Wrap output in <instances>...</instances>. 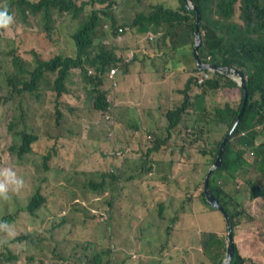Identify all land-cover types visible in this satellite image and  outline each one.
Wrapping results in <instances>:
<instances>
[{
	"label": "rangeland",
	"instance_id": "obj_1",
	"mask_svg": "<svg viewBox=\"0 0 264 264\" xmlns=\"http://www.w3.org/2000/svg\"><path fill=\"white\" fill-rule=\"evenodd\" d=\"M95 1L90 0L91 5L87 7L85 15L93 9L102 11L103 8H109L110 14L116 21L115 27L119 23L127 26L132 16L137 17V14L141 13L138 12L140 0H108L109 6L107 3H95ZM148 1L150 0L146 2ZM153 1L158 4L177 3V0ZM4 2L5 0H0V4ZM149 7L143 11H147ZM102 19L104 26L99 27L98 35L105 38L108 33L110 37H106L107 43L115 42V45H122L118 41H122L125 36L119 35L114 41L111 34L114 30L111 18L104 15ZM64 23L74 25L69 20ZM32 30L34 31L31 32ZM40 30H43V26L33 27L26 23L21 13L16 10V15L8 16L0 27V32L5 37L0 47L15 46L14 54L26 56V59L33 57L30 51L33 49L50 59L61 52L67 54L73 48L71 45L74 42L67 27L61 31L56 45L51 43L43 45L38 35ZM24 33L27 36H22ZM127 33H134L132 26L128 28ZM152 34L155 38H151V43L147 41L148 39L145 40L149 46L143 43L139 53L142 51L141 54L145 59L153 58V64L156 58L160 59V63L155 64L158 73L162 70L168 73L170 69L180 68L183 65L185 68L196 66V59L189 51L190 49L179 48V44L169 43L161 34ZM21 40H24L26 49L19 47ZM153 40L156 41L155 44H152ZM136 42L137 40L134 41ZM129 43L133 45L132 41ZM166 45L172 50L165 51ZM145 47L157 48L158 51L165 52H159V55L155 56ZM173 49L177 50L173 51ZM169 52L173 53L166 54ZM139 55L137 54L136 58ZM165 59L169 61L165 63ZM73 75L75 80L74 84H71L73 86L71 89L79 92L80 98L73 94H66L65 101L72 102L73 106H80L83 111L71 112L64 105L60 107L70 125L75 127V134L59 139L49 159L50 169L48 170L43 168V155L53 144V141L47 138V131L56 121V116L49 115L51 110L55 112L54 95L46 92L45 102L27 93L16 98V113L20 112L17 107L20 102L25 110L26 125L36 126L38 135L44 136L34 143L37 151L27 153L28 160L23 161L19 159L17 151L15 153L10 149L11 134L8 124L15 106L11 100H7V90L0 88V260H3L4 264H85L87 261L85 253L89 252L85 246L86 239L88 237L103 238L108 233L107 225L110 224L112 235L105 241L104 246L107 248L110 246L112 252L110 250V253L106 255L105 264H108L110 257L115 259L117 264H218L216 251L212 252L215 249L206 251L203 248L204 229L199 215L209 209L202 201L200 192L203 188L196 187L194 175L179 176L180 167L178 170L177 164L178 171L172 172L175 165L171 167L169 162L172 158L175 162L189 160L186 156H182L181 152L172 154V150H182V147L187 148L186 155L192 154L190 162L194 164L198 160L196 155L198 150L203 146L210 149L224 136L228 126L218 125L213 132L209 131V126H206L202 137L190 128L188 131L193 134L188 138L186 131H183L186 130V124L191 125L193 117L204 119L200 112H196L191 107L185 115V122L179 125L175 130L176 134L172 136L174 131L168 130V110L164 117L158 116L155 121L158 125L162 124L161 133L159 132L161 136L157 137L158 140L166 135L170 139L164 144V153H159L152 159L144 152L146 147L141 148L136 138L133 137L134 141L127 140L132 128L124 129L121 123L112 125L111 120L101 122L100 112L92 108V100L84 98L86 94L83 91L84 82L80 71L74 70ZM54 78L55 75L48 70L43 74L42 83L50 86L48 82L54 81ZM182 83L178 76L173 85L179 87ZM108 86L109 82L106 80V87ZM183 87L182 85L181 88ZM221 98L219 103L224 105L227 97L222 95ZM237 99L235 97L234 101L237 102ZM214 100L217 99H212L211 102V97L208 98L209 108H212ZM167 101V94L164 93L166 105ZM151 102L153 101L148 103ZM173 102L176 107L179 103L182 105L183 94L175 93ZM65 104L68 103L65 102ZM160 112L158 110V113ZM113 114L116 116L115 107ZM89 131L97 139L89 137L91 136ZM112 132L117 133L116 144L131 151L127 157L122 159L112 153L114 146L108 139ZM149 134L152 137H147ZM149 134L144 136L142 141L155 142L156 136L152 132ZM34 159L38 165L32 163ZM148 167L152 170L149 171ZM109 168L115 171L119 169L125 172L133 171L135 177H138L123 182L116 191L111 192V197L114 198L112 208L104 199L92 198L93 190L85 187L91 181V174L85 171L95 170L96 172L101 169L105 171ZM138 171L142 172V176H138ZM195 174L199 176L197 170ZM240 174L236 183L230 184L232 187L230 193L236 194L234 202L236 200L240 202V209L245 208L250 219L234 228L235 242L239 253L250 259L246 264H264V197L250 199L252 187L245 180L247 175ZM43 179H45L44 191L49 197L53 210L44 206L38 211V216H33L28 211L21 210L20 207L28 204L33 190L40 186ZM183 205L185 209L181 208ZM18 211H20L19 214ZM177 213L180 216L173 222L172 218L176 217ZM4 214L15 215L16 219L8 224L2 223ZM216 231L222 239L228 238V227L222 219ZM23 234L33 237L32 249H29L26 241H18V236ZM100 247V245L97 246V248ZM222 249L226 254L227 249L224 247ZM3 254H6V258ZM10 255L14 257L10 259Z\"/></svg>",
	"mask_w": 264,
	"mask_h": 264
},
{
	"label": "trees",
	"instance_id": "obj_2",
	"mask_svg": "<svg viewBox=\"0 0 264 264\" xmlns=\"http://www.w3.org/2000/svg\"><path fill=\"white\" fill-rule=\"evenodd\" d=\"M107 1L101 0L100 2ZM190 1L196 6V9L187 8L185 0H177V3L172 5L167 2L151 5L147 12L137 14V17L129 26L130 28L131 26L136 28V31L142 34L150 32L145 40H151L153 37H150V34L155 33L161 34L164 40H169L173 45L182 43L179 46H187L186 49H190L189 51L194 56L193 46L197 14L199 13L201 15L200 31L202 36L199 47L201 59L205 62L219 64L228 68V70H238L244 73L249 91L248 104L239 124L225 145L223 164L213 172L209 182L210 189L217 196L219 203L225 209V213L230 216L234 229L250 219L248 211L245 208L240 209V202L238 200L234 202L236 194L230 193L232 189L230 184L236 183L241 176L240 173L247 175L245 180L252 187L250 199L264 197V0ZM89 4V0H5L4 3L0 4V27L3 26L8 16H15L16 10H18L26 23L33 27L43 26V30L38 32L43 45L50 43L56 45L60 39L61 31L65 27L69 29V34L74 42V44L72 43L75 49L73 53L64 54L61 52L50 59L44 57L36 49L30 50L33 57L26 59L20 54H14L15 46L11 48L0 47V88L7 90V100H11L15 106L8 124L11 134L10 149L15 153L17 151L20 160H28L26 154L37 151L34 143L44 138V136L40 137L38 135L36 126L29 129V126L26 125L25 110L20 102L17 106L20 112L16 113V98H19L20 95L24 96L25 92L33 93L40 88H42V92L38 94V97L41 102H45V97L42 95L43 91H52L55 95L56 109L54 108L55 112L51 110L49 115L56 116V121L49 126L50 130L47 131V138L53 141V144L43 155V168L46 170L50 169L49 159L52 151L56 149L59 139L63 136L67 138L75 134V127L70 125L65 113L60 109L65 94L73 92V95L80 98V93L71 89L73 87L71 84H74L75 80L74 70L78 69L81 73V79L84 82L83 91L86 94L84 98L92 100V108L98 112L108 111L111 107L114 108L115 103L109 100V89L106 87L107 72L112 66L119 65L121 62L123 69L126 70L137 58L130 63L123 62L124 54L130 50H135L134 57H136L139 54L137 50L143 44V42L135 45L107 43L106 37H110V34L106 33L105 38L98 35L99 27L104 26L102 17L105 15L111 18L112 27H114L111 34L114 40L121 35L117 31V26L115 27L116 21L110 14L109 8H103L102 11L93 9L85 15ZM109 5L110 3H108ZM66 20L74 25L64 23ZM124 28L122 34L126 35L129 27L124 26ZM23 35L24 37L27 36L26 33ZM4 39L5 37L0 32V43ZM20 44H23L22 47L26 49L24 40H21ZM90 69H93V72L90 73ZM48 70L55 75L54 81L48 82L50 86L42 83L43 74ZM161 72H164V70ZM201 72L202 70L198 68L197 64L189 70L190 76L185 86L180 89V93L183 94L182 105L167 112L168 130L175 131L180 124L184 123L185 115L191 107L196 112H200L204 119L193 117L191 125L186 124V130L183 131H186L188 138L193 134L188 131L190 128L199 137L204 135L206 126H209V131L213 132L216 126L225 123L228 130L210 149L204 146L201 147L196 153L198 160L194 164L190 162V155L192 154L186 155L187 148L182 147V150H172V154H180L181 152L182 156H186L189 160L175 162L172 158L169 164L171 167L173 164L175 165L172 172L178 171L180 167L179 176L194 175L196 187L203 188L200 192L202 201L209 208L199 215L204 229L203 248L206 251H210L211 248L215 249L212 252L216 251L217 262L222 264L226 256L222 247L227 248L228 238L222 239L216 229L217 225L221 223V219L225 226H227V221L224 212L207 202L204 184L208 170L217 159L224 137L238 118L243 105L244 90L233 79L230 72L214 71L210 73V78L203 84H198L197 78ZM222 95L227 97V101L229 99L224 106L219 103ZM209 97H211V102L212 99H217L213 101L212 108L208 106ZM235 97L238 98L237 102L234 101ZM69 110L76 112L78 107L71 105ZM115 120L120 122L117 114ZM66 125L70 126L66 127ZM149 132H152L156 138L160 135L156 128L140 126L137 130L132 129L128 133L129 138L127 140L132 141L133 137L136 138L140 142L141 148L146 147L144 152L147 153V156L153 159L157 154L164 153V144L170 138L166 135L164 139L159 138L160 140H158L157 138L153 143L142 141V138L147 136ZM89 134H91L89 137L97 139L91 131H89ZM150 135L147 137H152ZM19 139L20 144H18ZM118 140H120L119 135ZM123 148L128 153L131 152L126 147ZM32 163L38 165L35 159ZM147 169L152 170L151 167ZM196 170L199 176H196ZM85 173L91 174V181L85 187L93 190L92 198L104 199L110 208L113 207L114 200L111 197V192L116 191L123 182L135 177L133 171L129 172L128 170L125 172L123 169L115 171L112 168L105 171L102 169L96 172L95 170L85 171ZM138 176H142L141 171H138ZM44 182L45 179L42 180L38 188L33 190L28 204L21 206V210L28 211L33 216H38V211L44 206L51 211L53 210L52 205L49 203V197L44 191ZM181 208L185 209V206L183 205ZM19 213L20 211H18ZM179 216L180 214L177 213L172 221L175 222ZM15 219V215L4 214L2 223L8 224ZM107 226L108 233L103 238L88 237L86 239L85 246L89 252L85 253L87 258L85 264H105L106 255L110 253V250L112 252L110 246H108L110 249L104 246L105 241L112 235L110 224ZM17 239L20 242L26 241L29 249H32L31 244L34 241L32 236L23 234L18 236ZM98 245L101 247L97 248ZM3 256L6 258V254H3ZM13 257V255L9 256L10 259ZM248 260L250 259L241 255L236 249L232 264H246ZM0 264H4V261L0 260ZM108 264H117V262L110 257Z\"/></svg>",
	"mask_w": 264,
	"mask_h": 264
},
{
	"label": "crops",
	"instance_id": "obj_3",
	"mask_svg": "<svg viewBox=\"0 0 264 264\" xmlns=\"http://www.w3.org/2000/svg\"><path fill=\"white\" fill-rule=\"evenodd\" d=\"M146 1L147 0L140 1L138 12L143 11L146 7L158 4L153 0L148 2ZM135 17L136 15L131 17V20L127 26H129L134 21ZM133 31L134 33L131 34L126 32L125 37H123L124 39L118 42L122 45H131L129 41H132V44L135 45L139 39H144V45L149 46L147 41L151 43V40H147L145 42V39L150 32L142 34L136 31L134 27ZM136 40L137 42L134 43ZM155 42L156 41H154L152 44H155ZM186 47L187 46L185 45L181 47L179 46V48ZM146 50L157 56L159 55V52L171 51L172 48L166 45L164 48L165 51H158L157 48H146ZM176 50L177 49H173V51ZM170 53L173 52H169L168 54ZM153 61V58L145 59L143 54H140L136 61L131 63L126 70H124L122 67L118 72L117 77L119 80V86L117 89L113 91V93H111L109 90V97H112L113 102L115 103L116 114L120 119V122L118 121L116 124L121 123L123 128H127L128 130L130 128L137 130V128L140 126H146L156 128V130L161 133L162 124L158 125L155 121V118L158 116L164 117L168 110L176 108V104L173 102V95L177 92H180L182 85H184L187 78L190 76L189 70L193 68H185V65H183L180 68H175L173 70L170 69L168 73H158L157 66L155 64L160 63V59L156 58L155 64H153ZM168 61L169 60L165 59V63ZM178 76L180 77V82L183 83L181 86L176 87L173 85V83L175 82V78ZM164 93L167 94V105L164 103ZM150 101L153 102L148 103ZM68 103H71L73 106L72 102L68 101ZM179 105L180 103L178 106ZM77 107V113L83 111L80 106ZM158 110L161 112L158 113ZM175 134L176 132L174 131L172 136ZM162 139L164 138L162 137Z\"/></svg>",
	"mask_w": 264,
	"mask_h": 264
},
{
	"label": "water",
	"instance_id": "obj_4",
	"mask_svg": "<svg viewBox=\"0 0 264 264\" xmlns=\"http://www.w3.org/2000/svg\"><path fill=\"white\" fill-rule=\"evenodd\" d=\"M185 2H186L187 8L196 9V6L190 0H185ZM200 22H201V15L198 13L197 14V22H196V30H195V43L193 46V53H194V57L196 59L198 68L200 70H207L208 69L211 71L230 72L231 76L238 82V84L244 90L243 105L241 107L238 118L235 121V124L233 125L231 130L227 133L224 140L222 141L221 147H220L219 152H218L217 159H216L214 165L211 166V168L208 170L207 175H206L205 184H204V191H205V197H206L207 202L211 206L220 209L225 214V219L227 221V227H228V240H227V252H226V256H225V259H224L222 264H232V260L235 256L236 249H237V245H236L235 237H234V229H233L232 221L230 219V216L227 213H225V209L219 203V200H218L217 196L215 195V193L210 189L209 182H210V179H211L213 172L217 168L221 167L223 164V152H224L225 145H226L230 135L232 134V132L235 130V128L239 124L240 119L245 112L246 106L248 104V99H249V91L247 88L244 73L242 71L228 70V68L222 67L219 64L212 63V62L211 63H205L204 61H202V59L200 58V55H199V47H200L201 42H202V36H201V31H200Z\"/></svg>",
	"mask_w": 264,
	"mask_h": 264
},
{
	"label": "clouds",
	"instance_id": "obj_5",
	"mask_svg": "<svg viewBox=\"0 0 264 264\" xmlns=\"http://www.w3.org/2000/svg\"><path fill=\"white\" fill-rule=\"evenodd\" d=\"M32 1H37V0H32ZM100 1L101 0H96L95 1V3H100ZM141 1V0H140ZM89 2H90V0H89ZM102 3V2H101ZM103 3H107V2H103ZM89 5H91V2H90V4ZM88 5V6H89ZM107 5H108V3H107ZM148 11V10H147ZM147 11H141V12H147ZM86 13V12H85ZM132 24V23H131ZM123 28V31H124V26L121 24L120 25V23L117 25V31H118V33L119 34H121V35H123L122 34V32L123 31H119V28ZM129 26H127V28H128ZM124 36H125V34H124ZM150 37H155L152 33L150 34ZM147 38V37H146ZM114 41H116V40H114ZM139 42H144V39H139L138 40V42H137V44H139ZM195 43V42H194ZM19 45V47L21 48L22 46H23V44H18ZM72 47H73V45H71ZM142 50V47H140L139 49H138V53H139V50ZM73 51H75V49L74 48H72L70 51H68V54H70V53H73ZM141 53H142V51H141ZM141 53H139V54H141ZM199 55H200V53H199ZM20 56H22L21 54H20ZM23 58H26V56H22ZM136 58V57H135ZM134 58V59H135ZM201 58V57H200ZM133 59V60H134ZM132 60V61H133ZM132 61H130V62H132ZM203 61V60H202ZM129 62V63H130ZM205 62V61H204ZM205 63H211V62H205ZM122 66H123V64H122V62L119 64V65H115V66H112L111 68H110V70L107 72V81L109 82V85H110V87H109V90L111 91V93H113V91H115L116 89H117V87L119 86V80H118V77H117V74H118V72L120 71V69L122 68ZM198 66V65H197ZM113 68H116L117 69V72H116V74H115V77H114V79H115V81H116V85L113 83V79L112 78H110V76H109V74H110V71H111V69H113ZM91 72H93V69H90V73ZM205 72H209V73H212V72H214V71H211V70H202V72L198 75V77L199 76H202V75H204V73ZM211 76V75H210ZM189 78V77H188ZM187 78V79H188ZM210 78V77H209ZM234 79V78H233ZM207 80V79H206ZM205 80V81H206ZM235 80V79H234ZM187 81V80H186ZM186 83V82H185ZM184 83V84H185ZM197 83H198V78H197ZM238 83V82H237ZM199 84V83H198ZM201 84H203V83H201ZM183 86H185V85H183ZM182 89V88H181ZM42 92V88H40L38 91H35V92H33V93H30V92H25V94L27 93V94H30V95H32L34 98H36V99H40L39 97H38V94H40ZM46 92H51L52 94H53V92L52 91H48V90H45V91H43V93H42V95H45V93ZM71 94H73V92L71 93ZM54 95V94H53ZM66 95V94H65ZM65 95H64V99H63V101H64V103L61 105V106H63L64 105V107H68V108H70V106H71V104L70 103H68L67 101H65ZM109 100H111V101H113V99H112V97H110V99ZM54 101H55V109H56V98H55V95H54ZM65 102L66 103H68V104H65ZM60 106V107H61ZM224 106V105H223ZM115 107V106H114ZM112 108V107H111ZM61 109V108H60ZM112 109H114V108H112ZM62 111V110H61ZM109 111V110H108ZM63 112V111H62ZM107 111H101L100 112V115H101V122H103L105 119H104V114L106 113ZM64 113V112H63ZM221 124H225V123H220L219 125H221ZM113 125H116V120H115V116H114V124ZM226 125V124H225ZM30 128H33L32 126H29V129ZM225 138V137H224ZM111 142H112V144H113V146H114V152H112L113 154H115L116 156H118L119 158H124V157H127L128 155H129V153L123 148V147H121V146H118L117 144H116V133H114L113 134V137H109L108 138ZM224 140V139H223ZM128 150V149H127ZM128 159H130V158H128ZM235 237V236H234ZM227 249V248H226Z\"/></svg>",
	"mask_w": 264,
	"mask_h": 264
},
{
	"label": "built area",
	"instance_id": "obj_6",
	"mask_svg": "<svg viewBox=\"0 0 264 264\" xmlns=\"http://www.w3.org/2000/svg\"><path fill=\"white\" fill-rule=\"evenodd\" d=\"M119 31H123V28L120 27ZM135 52H136L135 50H130V51L126 52L124 54V56H123V62L132 61L135 58L134 57L135 56ZM116 72H117V69L113 68V69H111L110 74H109L110 78L113 79V83L115 85H116V81H115L114 77H115ZM209 77H210V73L209 72H205L204 75L198 77V83L199 84L204 83L205 80L208 79ZM104 119H105V121L111 120L112 125L114 124V114H113V109L112 108H110L109 111H107L104 114ZM113 134H114V132L111 133V137H113Z\"/></svg>",
	"mask_w": 264,
	"mask_h": 264
}]
</instances>
